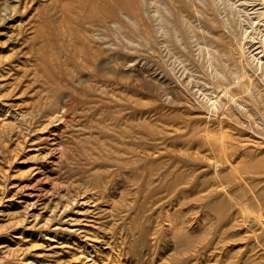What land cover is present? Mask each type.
Here are the masks:
<instances>
[{
	"label": "rangeland",
	"instance_id": "rangeland-1",
	"mask_svg": "<svg viewBox=\"0 0 264 264\" xmlns=\"http://www.w3.org/2000/svg\"><path fill=\"white\" fill-rule=\"evenodd\" d=\"M0 264H264V0H0Z\"/></svg>",
	"mask_w": 264,
	"mask_h": 264
}]
</instances>
